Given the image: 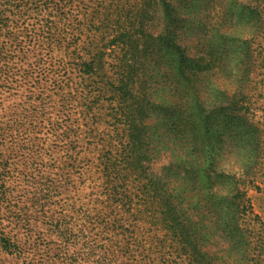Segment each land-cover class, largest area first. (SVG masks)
<instances>
[{
	"label": "rangeland",
	"instance_id": "1",
	"mask_svg": "<svg viewBox=\"0 0 264 264\" xmlns=\"http://www.w3.org/2000/svg\"><path fill=\"white\" fill-rule=\"evenodd\" d=\"M60 1L0 0V264H161L162 254L169 259L168 254L180 247L168 228L171 216L180 222V233L186 232L190 242L202 245L215 264H264V246L255 251L232 247L231 215L223 216L220 208L233 210L234 206L225 208L226 202L221 203L217 195L211 197L207 186L196 187L201 181L186 164L184 142L173 146L162 133L163 112H153L147 121L149 144L142 145L136 165L140 180L128 175L118 189L107 187L101 173L102 153L86 144L77 125L82 121L75 122L73 112H66L62 105L67 80L63 67L67 71L71 63L70 42L64 41L60 50L52 52L44 40L48 22L52 21L53 29L60 28ZM235 1L238 17L245 0ZM239 23V40L229 45L226 60L214 61L209 72L212 81L230 88L226 90L230 95L238 94V107L256 101L263 108L262 70L258 63L255 73L248 74V25L244 20ZM195 36L201 39L200 30ZM196 37L184 38L194 61L201 55L193 46ZM37 58L47 62L32 71L31 62ZM225 62L229 68L237 62L243 67L241 82H235ZM108 70L103 68L101 76L108 75ZM208 94L211 100L204 103L205 110L197 107L194 120H205L207 113L214 128L198 136L208 141L207 150L216 149L227 172L258 170L253 184L245 189L264 222V152L261 157L251 144L252 131L244 119L234 122L237 117L213 101L215 93ZM76 117L80 120L79 114ZM238 123L242 137H228ZM216 124L228 134L217 144ZM228 175L217 182L221 194L225 193L221 188L229 186Z\"/></svg>",
	"mask_w": 264,
	"mask_h": 264
},
{
	"label": "trees",
	"instance_id": "2",
	"mask_svg": "<svg viewBox=\"0 0 264 264\" xmlns=\"http://www.w3.org/2000/svg\"><path fill=\"white\" fill-rule=\"evenodd\" d=\"M244 2L240 3L243 12L237 17L235 0H61L60 28L53 29L50 21L43 33L52 52L60 50L64 41L70 42L71 63L67 71L63 67L67 80L62 105L66 112H73L75 122L82 121L77 125L86 144L102 153L101 173L107 187L118 189L129 180L128 175L140 180L136 165L142 145L146 148L149 144L147 121L153 112H163L162 133L173 146L184 142L189 156L186 164L201 181L196 187L205 185L211 197L217 195L221 203L226 202L225 208L234 206L233 210L220 208L223 216L231 215L229 233L235 241L232 247L248 246L255 251L264 246V222L246 197L245 186L253 184L258 170L227 172L216 149L207 150L208 141L203 142L198 136V132L207 135L213 131L208 114H204L203 121L194 120L197 107L205 110L208 92L215 93L213 101L234 114V122L244 119L246 127L251 128V144L258 147L262 157L264 107H257L256 101H249L248 107H238V94L230 95L226 91L230 88L212 81L209 72L214 61L226 60L230 46L239 40V21L244 20L248 25V74L255 73L260 63V83L264 87V0ZM197 30L201 39L195 36ZM186 36L197 38L193 46L199 48L201 55L196 61L184 45ZM46 62L41 58L32 61V71ZM105 67L110 69L108 75L101 76ZM226 70L233 73L235 82L243 80V67L238 62L230 68L226 66ZM218 126L216 144L222 135H228L227 129ZM241 126H233L228 137H242ZM225 173H229L230 183L221 188L225 191L221 194L217 182ZM169 221V231L180 247L168 254L169 259L162 254L161 264H215V258L209 257L202 245L190 242L186 232L180 233V222L176 223L172 216Z\"/></svg>",
	"mask_w": 264,
	"mask_h": 264
}]
</instances>
